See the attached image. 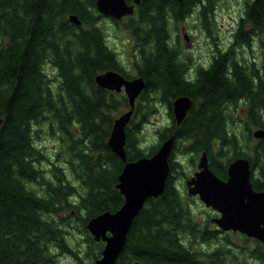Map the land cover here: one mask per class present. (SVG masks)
<instances>
[{"label":"trees","instance_id":"1","mask_svg":"<svg viewBox=\"0 0 264 264\" xmlns=\"http://www.w3.org/2000/svg\"><path fill=\"white\" fill-rule=\"evenodd\" d=\"M212 2L140 0L133 13L116 22L134 38L139 59L133 69L145 82L127 123L126 158L151 155L163 139L171 135L175 139L164 191L149 197L134 217L117 264L199 263V252L184 243V236L210 243L216 231L200 228L182 203L173 179L179 163L173 158L174 149L179 146L191 154L206 150L210 167L224 177L231 158L246 156L228 125V119L233 122L229 105L240 100L246 104L241 118L246 143L252 140V127L264 128V61L241 62L232 49L249 44L250 34L264 29V0L246 1L231 49L212 51L210 61L196 65L192 75L187 74L191 57L182 54L181 58L178 45L171 43L172 30L177 31L194 4L209 22ZM69 13L82 24L72 23ZM103 16L107 15L97 11L95 0H0V264H57L49 241L78 257L64 240L67 230L59 223L68 221L59 213L70 209L80 215L83 210L81 221L88 231L89 217L115 210L123 202L115 184L124 162L106 140L114 117L129 103L124 94L98 85L95 75L108 69L125 77L135 75L124 69L106 41L105 30L96 23ZM180 94L190 95L197 104L177 124L172 101ZM156 99L169 108L170 124L156 130L157 142L146 150L136 133L156 109ZM43 122L60 133L56 154L64 153V164L53 162L50 174L39 166L50 158L35 142ZM250 154L251 168L257 166L261 175L252 177L251 183L263 188L264 138L255 140ZM195 162L190 158L191 164ZM75 194L78 199L72 200ZM45 213L56 214L59 223ZM86 240V254L94 260L104 242L91 235ZM206 254L225 262L226 252L220 247Z\"/></svg>","mask_w":264,"mask_h":264},{"label":"rangeland","instance_id":"2","mask_svg":"<svg viewBox=\"0 0 264 264\" xmlns=\"http://www.w3.org/2000/svg\"><path fill=\"white\" fill-rule=\"evenodd\" d=\"M245 0H216L214 6V14L209 24L210 35H208L202 27H200L199 22L196 20L197 9L195 8L191 14H189L183 21L179 24V29L175 33L172 30V35L174 40L172 44H177L181 50L182 54L191 57V66L187 70L188 75L193 74V70L196 65L204 64L206 65L209 61L211 52L215 50V45L219 48H226L230 44L231 35L237 24L239 15L243 12L245 5ZM105 30L106 41L110 45V48L116 53L118 59L123 65L124 69L132 75L136 74V70L133 69L135 62L139 59V54L137 52L134 38L131 35L130 30L123 26H116L114 22L110 21L106 16L100 17L96 20ZM74 24H77L74 22ZM79 25V24H77ZM236 56L241 62H262L264 61V33L254 34L252 42L249 45H238L235 46ZM50 72L55 75V69L48 66ZM131 76V75H130ZM124 90L117 92L116 94H123ZM140 95V94H139ZM136 100H140L138 96ZM135 100V101H136ZM156 109L149 114V118L141 125V129L137 131L136 135L139 139V145L141 148L148 150L149 147L157 142L158 128H162L165 125L170 124V113L164 101L154 100ZM237 106V107H236ZM229 105L232 111L233 122L231 118L228 119V125L231 131L235 132L238 136L236 141L239 146L238 149L245 152L246 157L250 158V147L257 140L256 137L252 135V140L245 142V137L247 136L246 130L244 129L243 122L241 121L242 116L245 114V106L243 100L237 102V104ZM129 107H122L118 115L128 109ZM135 108V103H134ZM133 108V109H134ZM116 117H114L115 119ZM113 119V120H114ZM139 119V114L136 116V120ZM113 123V121H112ZM112 127V124H111ZM128 124L126 126L127 130ZM255 127H252V129ZM39 137L35 140L36 144L42 148L43 152L50 158V161L42 160L39 162V166L44 168L46 174H50L49 171L53 162H62L64 158V153L57 155L56 152L61 146L60 133H54L51 131L49 122H43L39 126ZM251 129V130H252ZM111 130V128H110ZM110 132V131H109ZM178 141V140H177ZM180 143V141H178ZM176 144V143H175ZM184 144H182L183 146ZM215 147H218V143L215 142ZM227 150H230L228 148ZM173 151V149H172ZM199 153H187L182 152L179 146L174 149L173 158L178 160V168L173 172V179L176 187L179 189L181 194L182 203L188 208L189 214L196 221L199 227L208 226L210 230L216 231V237H214L210 243H204L201 239L196 238L190 240L189 237L184 236V243L190 246L193 250L198 251V260L202 264H253V259L248 254V249L252 248L253 241L245 240V236L241 233L235 231H226L217 228V225L213 222L207 221L210 216H214L213 208L207 207L197 196H189L186 192V187L184 179L189 176L195 169V165L190 163V158H198ZM226 154L230 156L227 151ZM62 155V156H61ZM244 156V155H243ZM225 158V157H224ZM227 159V158H225ZM223 160V159H222ZM254 166L251 172V178L261 176L259 169ZM70 176V172L68 173ZM37 182L31 183L32 186H37L39 192H42V187ZM81 190V189H80ZM82 191V190H81ZM72 200L78 199V194L71 196ZM210 208V209H208ZM78 210L65 209L59 213V216L66 218L68 223H59V217L56 214L45 213L44 217L48 219L56 220L61 227H64L67 231L64 234V240L67 242L69 247H71L77 254L78 257L73 256L68 251L61 250L54 241H49V247L51 252L55 255L57 264H81L87 263L91 260L90 256L86 254V246L88 235H91L88 231H85L82 225L81 216L84 215V211H80V215L77 214ZM242 242L246 244L244 249L241 248ZM246 242V243H245ZM220 247L221 250L226 252L225 262H219L209 257L206 252H211L215 248ZM93 261V259L91 260Z\"/></svg>","mask_w":264,"mask_h":264},{"label":"water","instance_id":"3","mask_svg":"<svg viewBox=\"0 0 264 264\" xmlns=\"http://www.w3.org/2000/svg\"><path fill=\"white\" fill-rule=\"evenodd\" d=\"M140 0H95L97 11L120 19L133 11L134 3ZM71 22L80 23L74 13L68 14ZM95 82L101 87L120 91L124 89L129 108L113 120L107 138L108 147L123 160L115 186L124 199L115 210H103L86 221V228L94 240L104 244L101 255L89 264H117L116 260L126 242L131 223L149 197H157L165 188L169 173V156L174 146V136L163 139L157 149L148 156L136 159L126 158L125 127L133 112L136 96L144 88L142 76L126 78L118 71L108 69L95 75ZM191 106L187 94H180L172 101L176 123H180ZM256 138L264 137V128L252 131ZM187 194H198L207 206L215 208L220 215L212 218L221 229L239 230L264 241V189L257 190L251 183V169L248 157L238 155L227 163L226 178L219 177L209 165L206 150L196 163V169L186 178Z\"/></svg>","mask_w":264,"mask_h":264},{"label":"flooded vegetation","instance_id":"4","mask_svg":"<svg viewBox=\"0 0 264 264\" xmlns=\"http://www.w3.org/2000/svg\"><path fill=\"white\" fill-rule=\"evenodd\" d=\"M215 1L216 0H213V2H212V5L210 6V9H209V18L212 20V18H213V14H214V6H215ZM245 1H247V0H245ZM197 9V14H196V20L199 22V24H200V27H202L203 29H204V31L208 34V35H210V33H211V31L209 30L210 29V27H209V29L207 30L206 29V24H205V22H208V18L205 16V19H204V16L201 14V10H200V6H198V5H193L192 6V9H191V11H190V13L189 14H191L192 12H193V10L194 9ZM244 9H245V5H244V8H243V12H244ZM243 12L239 15V17H238V20H237V24H236V26H235V29H234V31H233V33H232V35H231V40H230V44L228 45V47H226V48H219V46H217V44L214 46L215 47V50H218V49H220V50H224V49H231V46L233 45L232 44V42L234 41V37H235V35H236V32L238 31V29L240 28V24H241V21H242V18H243ZM188 14V15H189ZM110 21H112V22H114L115 23V25L116 26H121L120 25V23H116L117 21H119V19H117V18H114V16H112V15H107L106 16ZM124 18H126V17H124ZM209 19V20H210ZM211 20L208 22V26H209V24L211 23ZM72 23H74V22H72ZM204 23V24H203ZM82 24V22H81V20H80V24L79 25H81ZM250 27V25L248 24V26H246L245 25V27H243V29L244 30H247V28H249ZM250 33V32H249ZM260 33H264V29L261 31V32H254V33H252V34H250V37H249V44L252 42V39H253V35L254 34H260ZM249 44H246V45H249ZM238 45H244V43H239ZM238 45H234V47L235 46H238ZM234 47H232V49L233 50H235V48ZM210 59H211V55H210V58H209V61H210ZM188 95V94H187ZM189 97H190V99H191V106H190V108L188 109V110H190V109H192L193 107H195L196 106V104H197V100L196 99H194L193 97H191L190 95H188ZM188 112V111H187ZM187 114V113H186ZM184 118V117H183ZM181 122V121H180ZM200 154V153H199ZM209 159V158H208ZM226 167H227V165H226ZM222 178H226V176H224V177H222ZM255 189H257V190H262V189H264V187L263 188H255ZM194 196H197V195H194ZM198 197V196H197ZM211 208V207H210ZM210 208H208V209H210ZM213 212H214V216H210L209 217V219H208V221L209 222H213V223H215L213 220H212V218H214V217H216V216H218L219 215V212L216 210V209H214L213 208V210H212ZM215 225H217L216 223H215ZM208 227V226H207ZM200 228H202V227H200ZM217 228L218 229H220V227L217 225ZM209 229V228H208ZM222 230V229H221ZM235 232H237V233H241V232H239V231H235ZM241 234H243L246 238H245V240H249V241H253L252 242V244L254 243V245L252 246V248H249L248 249V254H249V256L253 259V264H264V241H262L261 239H259L258 237H255V236H247V235H245L244 233H241ZM205 243V242H204ZM246 243V242H245ZM246 247V244H244V242H242V245H241V248L242 249H244ZM197 264H202V263H197Z\"/></svg>","mask_w":264,"mask_h":264},{"label":"bare ground","instance_id":"5","mask_svg":"<svg viewBox=\"0 0 264 264\" xmlns=\"http://www.w3.org/2000/svg\"><path fill=\"white\" fill-rule=\"evenodd\" d=\"M115 18V17H114ZM76 23V22H75ZM77 24H80V23H77ZM127 234H128V232H127ZM127 234H126V238H127ZM93 262V261H92Z\"/></svg>","mask_w":264,"mask_h":264}]
</instances>
